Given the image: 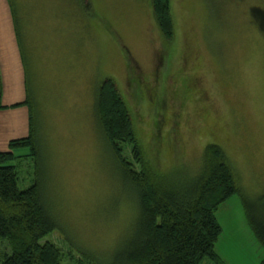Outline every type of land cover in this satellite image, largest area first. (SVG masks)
<instances>
[{"label":"rangeland","instance_id":"374dc122","mask_svg":"<svg viewBox=\"0 0 264 264\" xmlns=\"http://www.w3.org/2000/svg\"><path fill=\"white\" fill-rule=\"evenodd\" d=\"M170 11L174 37L165 42L151 0H0L1 102L25 101L28 88L44 161L39 170L30 157L15 161L19 187L45 183L61 228L45 240L66 253L64 264L110 261L136 213L94 113L107 78L157 171L192 176L206 145L221 147L240 191L215 209L220 259L264 264L243 205L264 194V0H170ZM17 108L2 111L0 151L29 134V121L13 127ZM0 250L8 252L4 240Z\"/></svg>","mask_w":264,"mask_h":264},{"label":"trees","instance_id":"16d2710c","mask_svg":"<svg viewBox=\"0 0 264 264\" xmlns=\"http://www.w3.org/2000/svg\"><path fill=\"white\" fill-rule=\"evenodd\" d=\"M11 2V1H10ZM152 13L165 42L174 37L170 0H151ZM13 9V8H12ZM17 25V19H15ZM16 35L19 38L16 30ZM20 41V40H19ZM22 104L29 107V134L11 139L9 150L0 151V264H64L65 254L45 238L60 231L48 205L45 183L36 177L30 186L19 187L18 158L30 157L36 170L44 164L35 133L29 90ZM94 113L113 159L130 191L136 210L126 239L104 264H222L215 251L221 227L215 209L240 191L229 160L216 143L206 145L201 167L194 175L157 171L138 138L125 99L112 79H105L95 92ZM2 80L0 74V110ZM12 104L10 107L17 106ZM130 152L124 155L123 147ZM29 148V154L15 156L11 150ZM20 164V161L18 165ZM250 231L264 248V194L243 201ZM73 264H98L88 257Z\"/></svg>","mask_w":264,"mask_h":264},{"label":"crops","instance_id":"0c3cea01","mask_svg":"<svg viewBox=\"0 0 264 264\" xmlns=\"http://www.w3.org/2000/svg\"><path fill=\"white\" fill-rule=\"evenodd\" d=\"M10 27V33L8 34V36H12L13 37V33H14V27L13 26H9ZM12 28V29H11ZM15 41L16 40H14L13 42H12V46H13V50L15 51V53H17L18 52V50L19 49H17V46H16V44H15ZM17 42V41H16ZM16 66H18L19 67V69L21 70V68H22V66H21V63H20V60L19 59H17V61H16ZM2 90H3V83H2ZM23 99H19V101H18V105L17 106H14V108H17V107H19L20 106V108H17V109H20V110H16L17 111V118L16 119H13L12 120V123H13V127L15 126V125H19V126H21V131L22 130H24V124H26L27 123V125H28V121H29V113H28V108H27V106L25 105V104H22L24 101H22ZM12 104H17V103H14V102H6V103H3V105L4 106H6V107H10V105H12ZM5 108H3V109H1L0 110V125L4 128V127H6V120H7V117H6V114H5V112H2V111H6V110H4ZM5 120V121H4ZM1 136L3 137V139H4V137L6 138V135H5V131H2L1 132ZM10 136V135H9ZM18 136V135H17ZM16 136V137H17ZM8 138V137H7ZM10 139V138H9ZM13 139H15V138H13ZM11 140V139H10ZM9 140V141H10ZM7 144V143H6ZM215 251H216V253L218 254V256L223 260V258H222V255H221V253H220V251L218 250V248H216V244H215ZM225 260V259H224ZM203 264H211L210 262H208V261H204V263Z\"/></svg>","mask_w":264,"mask_h":264}]
</instances>
